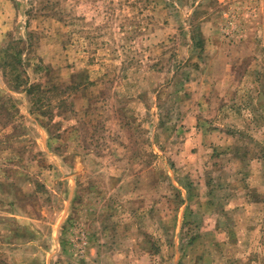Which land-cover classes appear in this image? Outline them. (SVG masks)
Listing matches in <instances>:
<instances>
[{"label": "rangeland", "instance_id": "374dc122", "mask_svg": "<svg viewBox=\"0 0 264 264\" xmlns=\"http://www.w3.org/2000/svg\"><path fill=\"white\" fill-rule=\"evenodd\" d=\"M0 264H264V0H0Z\"/></svg>", "mask_w": 264, "mask_h": 264}]
</instances>
